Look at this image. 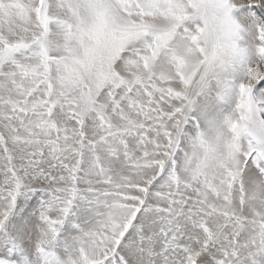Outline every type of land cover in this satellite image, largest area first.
Returning a JSON list of instances; mask_svg holds the SVG:
<instances>
[{
	"label": "snow or ice",
	"instance_id": "1",
	"mask_svg": "<svg viewBox=\"0 0 264 264\" xmlns=\"http://www.w3.org/2000/svg\"><path fill=\"white\" fill-rule=\"evenodd\" d=\"M0 264H264V0H0Z\"/></svg>",
	"mask_w": 264,
	"mask_h": 264
}]
</instances>
